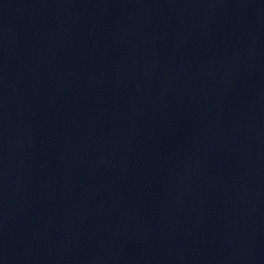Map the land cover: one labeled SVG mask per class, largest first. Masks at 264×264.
Instances as JSON below:
<instances>
[{
	"label": "water",
	"instance_id": "water-1",
	"mask_svg": "<svg viewBox=\"0 0 264 264\" xmlns=\"http://www.w3.org/2000/svg\"><path fill=\"white\" fill-rule=\"evenodd\" d=\"M245 264H264V235Z\"/></svg>",
	"mask_w": 264,
	"mask_h": 264
}]
</instances>
